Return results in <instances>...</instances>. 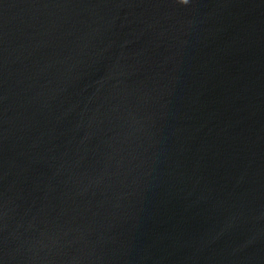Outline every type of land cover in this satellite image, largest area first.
Masks as SVG:
<instances>
[{"label": "water", "instance_id": "water-1", "mask_svg": "<svg viewBox=\"0 0 264 264\" xmlns=\"http://www.w3.org/2000/svg\"><path fill=\"white\" fill-rule=\"evenodd\" d=\"M0 264H264V0H0Z\"/></svg>", "mask_w": 264, "mask_h": 264}, {"label": "clouds", "instance_id": "clouds-1", "mask_svg": "<svg viewBox=\"0 0 264 264\" xmlns=\"http://www.w3.org/2000/svg\"><path fill=\"white\" fill-rule=\"evenodd\" d=\"M181 3L187 4L188 0H181Z\"/></svg>", "mask_w": 264, "mask_h": 264}]
</instances>
